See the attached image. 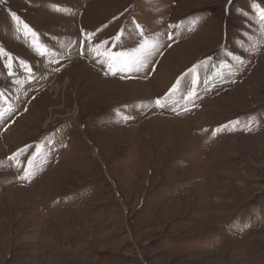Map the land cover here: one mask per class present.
I'll return each instance as SVG.
<instances>
[{"label": "rangeland", "instance_id": "obj_1", "mask_svg": "<svg viewBox=\"0 0 264 264\" xmlns=\"http://www.w3.org/2000/svg\"><path fill=\"white\" fill-rule=\"evenodd\" d=\"M251 2L0 3V49L12 58L9 75L0 56V106L13 109L0 122V264H264V42L241 47L264 41L241 14ZM134 21L162 47L143 72L105 75L86 34L111 42L124 29L111 50H129ZM225 49L245 63L221 80L213 65L235 67ZM193 66L198 98L156 107ZM249 118L251 131L233 130ZM37 146L34 175L21 179ZM22 149L19 165L8 159Z\"/></svg>", "mask_w": 264, "mask_h": 264}, {"label": "snow or ice", "instance_id": "obj_2", "mask_svg": "<svg viewBox=\"0 0 264 264\" xmlns=\"http://www.w3.org/2000/svg\"><path fill=\"white\" fill-rule=\"evenodd\" d=\"M2 2L3 0H0V3ZM229 3H231V0H229ZM56 10L60 11V9L58 8ZM250 10H251V17L249 16L248 11H244L241 14L245 17L246 20L249 21V23H254L257 26L260 36L264 38V0H259V2H257V0H252L250 4ZM11 19L16 25L17 32H23L25 37L31 36L33 38V47L34 50L37 52V54L41 56L46 55L45 50H43L42 47L38 46V38L36 37V33L26 23L21 21L16 14L14 13L11 14ZM198 22H199V18H194L193 20H191L189 25L187 26L188 30L189 31L193 30L195 26L198 24ZM133 23L135 24V35H137L139 39L136 46L129 50L117 51V52H113L111 50L112 48L122 47L123 45L122 38L125 35L124 29H121V31L112 38L111 42L105 40V41H100L98 43H94L93 38L95 34L94 33L86 34V40L88 42L87 54L91 56L92 59H94L97 63L103 66V68L105 69V73H104L105 75L111 74L115 76L117 74H120L121 78H125V74L143 72L147 68L150 62V57H152L153 54L156 51H158L160 47H162L158 39L147 38L141 26L139 24H136L135 21ZM177 27L180 26L178 25ZM168 39L169 40L173 39L172 34L168 35ZM247 39L249 41L248 46H244L243 44H241V47L244 51L250 53H254L258 51L260 44L264 42V41L256 40L254 37H247ZM223 51L225 57L230 58V60L234 62L235 67L233 66V64L226 62V60H221L218 65H213V67H217L220 69L216 73V77H218L221 80L224 79L225 71H228L229 74H232L234 71H239L240 66L244 65L245 63L244 60L240 58V56L232 54L231 51L226 49ZM80 54L81 55L85 54L83 41H81ZM0 56L8 57V63L5 66L10 69L8 74L12 75L11 56H8V54L3 49H0ZM21 66L27 71L29 75H31V68H29L23 62H21ZM198 67L199 66H193V68L189 70V73L192 75V79L190 81L186 79L189 73H186L181 78H178L176 83L173 85V87L164 97L157 98L155 100V106L158 108H164L168 106L167 101L175 93H180L181 98L185 101L194 102V100L198 98V94L196 92V85L199 83ZM214 78L215 77H213V79ZM203 82L205 84H208L210 80L209 78H205ZM0 96H2V94H0ZM176 103L177 101H173V104ZM12 111L13 109L10 106L9 107L0 106V122H2L6 116H10ZM172 111H176V107L173 106ZM122 119L127 120L129 119V117L124 116L122 117ZM231 123L233 125V130L243 125V128L245 130L251 131L255 121L249 118L245 122H241L237 120ZM221 130L222 129H217L216 132H219ZM213 135H215V133H213ZM25 150L26 149H22L20 152L14 154L8 159L15 161V163L19 165L20 161L18 159V156L22 155ZM40 152H41V148L40 146H37L36 153H34L33 159H30L28 161V168L24 170V175L20 177L21 179H29L30 176L34 175V172L30 171V169L33 167V160L35 158V155L39 154Z\"/></svg>", "mask_w": 264, "mask_h": 264}]
</instances>
